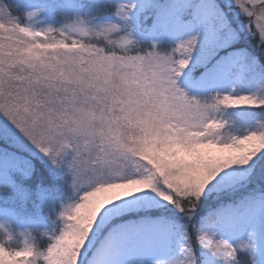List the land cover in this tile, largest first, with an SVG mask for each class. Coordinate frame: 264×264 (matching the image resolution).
<instances>
[{
    "label": "rangeland",
    "instance_id": "rangeland-1",
    "mask_svg": "<svg viewBox=\"0 0 264 264\" xmlns=\"http://www.w3.org/2000/svg\"><path fill=\"white\" fill-rule=\"evenodd\" d=\"M103 1L98 16L76 0L59 15L52 1L19 0L18 16L0 3V142L12 147L0 144V186L21 182L0 198V264H90L101 249L107 264H238V252L264 264L263 197L204 211L262 166L264 71L229 46L253 30L264 56V0ZM144 44L158 79L123 54ZM27 155L53 189L21 186ZM140 237L151 243L136 254Z\"/></svg>",
    "mask_w": 264,
    "mask_h": 264
},
{
    "label": "trees",
    "instance_id": "trees-1",
    "mask_svg": "<svg viewBox=\"0 0 264 264\" xmlns=\"http://www.w3.org/2000/svg\"><path fill=\"white\" fill-rule=\"evenodd\" d=\"M0 1H1L0 3L3 4L2 6L4 7L5 11L8 14H10L11 16H13V15L18 16V13L20 12V9L17 7V5L19 4V2H18L19 0H0ZM46 1H52L54 4L57 5L56 6V14L57 15H59V13L63 11L62 6H63L64 0H46ZM75 4L78 7H81L82 10H84V11L86 10L87 12L91 13L92 16L109 14V13H111L110 10L112 7L109 2H106L103 0H99V1L76 0ZM256 36L257 35L255 34V31H253V30L250 33L244 32L242 35L239 34L236 37L237 39H235L234 42L229 47L246 50L247 53H249L250 55L252 54V55L258 57L259 58L258 68L261 67L264 71L263 52H262L261 48H259V47L255 48L254 47V45H257V43H259L258 37H256ZM136 46H138V45H133V46L129 47L128 50L123 51V54L124 55L128 54L129 57L134 58V61H136L137 63L139 61H142L139 65L142 67V69H141L142 72L148 76L151 75V78L155 77L158 79L161 77V75L163 76L166 74L165 68L159 66L158 61L160 63H161V61L159 60V58H155L156 57L155 50L152 47H150L148 44H144L140 47H136ZM169 46L170 45L163 44L162 46H159L158 49L162 50L163 52H168ZM158 49H157V51H158ZM116 50L117 49H115V50L113 49V51H111V54L117 55V53H119L120 50H117V51ZM120 53H122V52H120ZM225 54H226V49L221 51V54L218 55L217 58L218 57H224ZM121 70L123 72L124 71L126 72V70H128V66L126 68H124V66H123ZM130 75H133V74H130ZM153 92L155 94H161V92L158 90H154ZM172 92L174 93L173 90H172ZM191 97H192V95H191ZM179 102L183 103L182 105H187V104H190L191 102H193V100L189 101V99H187V96H184L182 94V98H180ZM246 128H248V127H246V126L242 127V131ZM0 144L4 145L5 148H7V149L12 148V147L8 146L7 144H2V142H0ZM25 157L28 158L32 162L33 172H32V175L30 176V178L26 179V181L24 182V185H21V186H23V187L25 186V189H27L28 193H31L32 196L37 195L39 193L41 186H46L48 189H53L54 184H56V181L53 180L52 176L50 175L48 168L44 165V163H42L39 159H37L34 156L27 155ZM260 164L262 165L261 168L259 170H256L253 173L252 179H250V183L246 187H243V189L240 190V192L235 191L233 193H228L225 195L218 196L217 197L218 199L216 201H211V204L209 203L210 205L209 204L207 206L205 205L204 211L207 213L211 209L221 208L222 206L226 207L229 204L235 205V206H240L241 203H247L246 201H249L250 199H252L254 197H263L264 198V157L260 161ZM14 181H15V183H14V186H12V188L10 186H0V198H1V200L3 199V197L6 200H9L12 197L18 196V192H19L18 187L20 186L21 182H20V180L17 179V175L15 176ZM32 198L33 197L28 198V202H31ZM202 219L203 218H199L198 223H200ZM198 226H200V225L198 224ZM194 235L195 234L193 232L192 238H194ZM237 256H238V264H253V262L250 259V256L247 253L238 252Z\"/></svg>",
    "mask_w": 264,
    "mask_h": 264
},
{
    "label": "bare ground",
    "instance_id": "bare-ground-1",
    "mask_svg": "<svg viewBox=\"0 0 264 264\" xmlns=\"http://www.w3.org/2000/svg\"><path fill=\"white\" fill-rule=\"evenodd\" d=\"M211 11V10H210ZM209 12V11H208ZM201 169V168H200ZM212 171V169H208V168H204V169H201V170H196L194 171V175L193 177L195 179H201V178H207L209 176V172ZM204 172L206 174V176L202 173ZM186 175V173L184 174ZM148 237H143V238H136V239H132L131 240V243H129V246H130V249L133 250L136 254H139L140 253V250H142L140 248V246H150L149 244L151 243L150 241H148L149 239H147ZM130 242V241H129ZM128 250L127 251H124V254L126 253H130L131 250ZM116 253H122V251L119 249V248H116ZM115 255H109V252H107L106 250H103L101 249L98 253H96L90 264H107L109 262H111L113 260Z\"/></svg>",
    "mask_w": 264,
    "mask_h": 264
}]
</instances>
